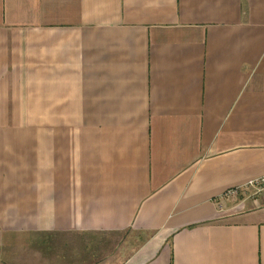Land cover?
Segmentation results:
<instances>
[{
  "label": "crops",
  "instance_id": "crops-1",
  "mask_svg": "<svg viewBox=\"0 0 264 264\" xmlns=\"http://www.w3.org/2000/svg\"><path fill=\"white\" fill-rule=\"evenodd\" d=\"M263 173L264 0H0L1 263L264 264Z\"/></svg>",
  "mask_w": 264,
  "mask_h": 264
},
{
  "label": "rangeland",
  "instance_id": "rangeland-1",
  "mask_svg": "<svg viewBox=\"0 0 264 264\" xmlns=\"http://www.w3.org/2000/svg\"><path fill=\"white\" fill-rule=\"evenodd\" d=\"M123 237L127 238L128 233L125 232ZM39 238H41L40 239V245L32 242L31 246L36 247V248L40 247L41 251H43L44 253H47V251H48L47 249H50V253L53 252L55 254V258L57 261H58V259L59 260L62 259L64 257V255H66V253H68V252L70 253L74 250H76V251L78 250L77 247H73L72 245H70L71 240H72V236L67 235V234L51 233L48 236L47 235H40ZM47 238L50 241V242H48V244H47ZM99 242L104 243L106 250H109V251H111L112 249L114 250L113 247H115V245L111 239H108V240L99 239ZM105 248H104V250H105ZM112 252H114V251H112ZM20 258H22V261H28V260L33 259L34 257L30 254L23 253L20 256ZM43 258H45V256L40 258V259H43ZM19 262H17L16 259L15 260H7L5 264H19ZM0 264H4V263L0 262ZM23 264H32V263H31V261H29V262H25ZM44 264H46V263H44Z\"/></svg>",
  "mask_w": 264,
  "mask_h": 264
},
{
  "label": "built area",
  "instance_id": "built-area-1",
  "mask_svg": "<svg viewBox=\"0 0 264 264\" xmlns=\"http://www.w3.org/2000/svg\"><path fill=\"white\" fill-rule=\"evenodd\" d=\"M252 188L254 192H259L264 190V173L250 177L245 183L229 187L222 194L221 197L235 196L241 192L246 191V189Z\"/></svg>",
  "mask_w": 264,
  "mask_h": 264
}]
</instances>
